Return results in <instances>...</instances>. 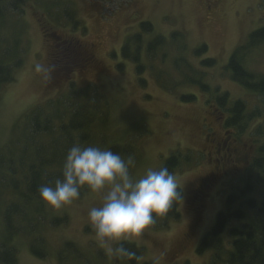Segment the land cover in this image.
Listing matches in <instances>:
<instances>
[{
  "label": "rangeland",
  "instance_id": "1",
  "mask_svg": "<svg viewBox=\"0 0 264 264\" xmlns=\"http://www.w3.org/2000/svg\"><path fill=\"white\" fill-rule=\"evenodd\" d=\"M3 4L8 21L0 33V59L8 64L20 58L22 65L13 69L15 82L1 87L0 150L12 142L14 128L23 127V117L36 107L41 106L45 115L56 108L65 116L79 107L91 114L93 103H99L95 109L101 108L107 121L100 124V131L93 127L99 129V124L92 125L95 144H81L80 134H74L63 138L65 148L125 145L127 153L120 155L134 159L130 168L134 177L149 167H163L177 153L180 165L173 174L183 194L181 219L167 216L163 223L167 213L156 217L155 224L131 244H139L143 261L149 264L154 257H159L160 264H209L212 252L200 255L197 249L214 226L233 180L227 174L231 169L225 168L233 165L232 157L219 151L218 143L239 140V148L248 149L260 120L238 138H228L223 117L208 108L207 99L214 90L204 94L199 83L227 92L232 104L244 101L247 114L264 110L258 97L231 81L226 70L231 56L245 46L241 51L247 68L264 75V43L257 48L246 45L249 36L264 27V0H27L18 10L7 0ZM147 22L153 26L149 34L141 31ZM45 29L50 36H45ZM138 34L139 46L164 38L155 53L142 52L141 73L132 62L135 54L129 60L122 57L123 44ZM15 40L20 45L15 47ZM69 43L68 49L86 47L94 56L93 64L64 71ZM204 45L208 50L196 54ZM208 59L216 63L203 65ZM36 63L48 72L36 73ZM184 94H193L197 100L186 102ZM221 164L223 168L218 169ZM27 174L29 169L18 170L13 177L0 174V247H14L17 264H117L118 259H110L99 246L88 222V210L101 205L103 193L85 185L71 205L57 210L42 202L39 212L25 197ZM203 183L208 188H202ZM201 190L203 201L196 199ZM13 204H19V210L12 215L11 234L5 214ZM63 217V225L53 223ZM67 244H74L76 250H64ZM35 247L45 254L43 258L32 253ZM60 258L66 261L61 263Z\"/></svg>",
  "mask_w": 264,
  "mask_h": 264
},
{
  "label": "trees",
  "instance_id": "2",
  "mask_svg": "<svg viewBox=\"0 0 264 264\" xmlns=\"http://www.w3.org/2000/svg\"><path fill=\"white\" fill-rule=\"evenodd\" d=\"M3 1L5 0H0V33L6 21H8V14L5 13L4 9L6 8ZM7 1L9 6L15 10L20 9L27 2V0ZM141 31L149 34L153 32V26L148 22L142 23ZM44 33L45 36H50L48 30L45 29ZM141 38V35L138 34L132 40L128 39L122 47V57L125 60H129L135 54L132 62L139 73L144 69L139 62L142 52L155 53L157 47L163 44L164 39L163 37H158L154 41L149 40L148 46H139L140 44L142 45ZM15 41V47L20 45L17 40ZM263 43L264 27L252 33L246 45L247 47L257 48ZM70 45L71 43L66 48L68 49ZM244 47H239L231 56L226 70L231 73V81L248 91L251 95L258 97L260 105L264 108V75H256L247 68L245 55L241 51L244 50ZM207 50L208 47L204 45L198 49L196 54L205 53ZM68 52L70 53L66 54L67 60L63 62L65 65L64 71L70 70V68H80L84 64L90 65L93 64L91 63L92 60L95 61L93 54L84 46L75 49L69 48ZM54 57L57 63L61 62L58 57ZM241 57H243V60ZM215 63V60L208 59L203 62V65L212 66ZM21 65L22 60L20 58H15L14 63L9 62L8 64L0 59V91L2 86L15 82L13 69L15 71ZM199 85V89L204 94H210L211 89L214 90V93L209 95L207 99L208 108H214L213 114L218 113L219 116L223 117L220 118L223 119L224 135L228 136L229 132L231 136H228V138L235 139L232 135L238 138L247 132L252 122H255V120L260 121H257L251 146L248 149L245 146L239 148V140L234 141V143H229V141L218 143L220 147L218 150H225L226 157L229 155L232 157L233 165H227L225 168L231 169V172H227V174H231L233 180L226 190L224 206L217 214L212 229L203 237L197 249L198 253L201 255L205 251L212 252L209 264H264V110H255L253 114H247L244 101L237 100L232 104L227 92H221L219 88L213 89L209 85H205V83H199ZM182 99L186 102L191 101V103L197 100L193 94H184ZM231 104L232 107L227 109L226 107H230ZM98 105L99 103L97 102L93 103L92 107L94 109H92L91 114L87 110L88 108L79 107L73 109L70 114L65 116L59 115V111L56 108H52L51 114L45 115L43 109L40 108L41 106L36 107L33 112L23 117V127L17 125L14 128L15 134L12 142L0 150V174L5 178L7 173L13 177L18 170L23 172V170L29 169V174L26 175L29 180L27 183V192L29 193L25 197L28 198V203H31L34 208L35 205L38 206L39 212L43 202L39 197V188L45 185L55 187L57 179L63 180L65 162L63 158L66 157L69 150V148H65L67 142H64L63 138L80 134L81 144L83 142H87L86 145L88 143L95 144L97 134L93 137L91 136L92 133H95L96 130L100 131L103 127L100 124L105 125L107 121V117H102L101 115L103 113L100 110L101 108L95 109ZM95 123L99 124V129L96 126H93L96 130L92 128ZM68 144H70V147L73 143L71 144L70 141ZM120 145V143L113 144L108 149L118 154L127 153L124 149L125 145H121L122 148ZM239 155L240 158L238 157ZM28 164L30 165L27 168ZM179 165V155L174 153L167 159L163 167H167L173 173L178 169ZM222 165L218 169L223 168ZM51 167L52 170H50ZM223 174L227 175L226 173ZM213 176H215V172ZM8 179L10 181L11 178L9 177ZM204 186H206L205 183H203L202 188ZM206 187L208 188V186ZM178 191L183 199L181 189L178 188ZM196 199L204 200V192L202 190ZM181 201H177L167 212L166 216L162 217L163 223H165L167 216L174 221L181 219V211L179 210ZM18 205H11L5 214V223H7L8 231L11 234L13 228L12 215L18 212ZM65 221L66 218L63 217L55 219L53 223L63 225ZM123 246L135 251L138 256H143V249L137 248L135 244L123 242ZM2 248L0 249V264H17L15 248ZM74 249L76 250L74 244H67L64 247V250H72V252H74ZM32 253L38 258L45 256L36 247L32 249ZM116 259H118L117 264H136L135 261ZM60 260L61 263L66 261L61 258ZM142 264L149 263L142 261Z\"/></svg>",
  "mask_w": 264,
  "mask_h": 264
},
{
  "label": "clouds",
  "instance_id": "3",
  "mask_svg": "<svg viewBox=\"0 0 264 264\" xmlns=\"http://www.w3.org/2000/svg\"><path fill=\"white\" fill-rule=\"evenodd\" d=\"M35 72L48 69L36 63ZM133 165L131 156L125 159L110 149L73 145L65 157L63 180L57 179L55 187L42 186L38 192L47 206L57 210L76 201L82 186L103 193L101 205L91 207L87 214L97 243L110 259L142 264L144 257L125 248L123 242L142 237L156 217L165 215L182 198L177 177L167 167H149L134 177L130 174ZM114 243L119 246L113 247ZM153 264H160L159 257L153 258Z\"/></svg>",
  "mask_w": 264,
  "mask_h": 264
}]
</instances>
